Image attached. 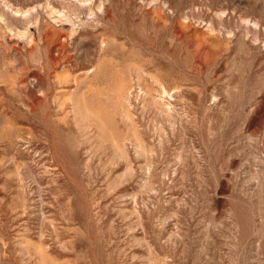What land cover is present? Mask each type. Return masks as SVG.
I'll return each instance as SVG.
<instances>
[{
    "label": "rangeland",
    "instance_id": "1",
    "mask_svg": "<svg viewBox=\"0 0 264 264\" xmlns=\"http://www.w3.org/2000/svg\"><path fill=\"white\" fill-rule=\"evenodd\" d=\"M0 264H264V0H0Z\"/></svg>",
    "mask_w": 264,
    "mask_h": 264
},
{
    "label": "bare ground",
    "instance_id": "2",
    "mask_svg": "<svg viewBox=\"0 0 264 264\" xmlns=\"http://www.w3.org/2000/svg\"><path fill=\"white\" fill-rule=\"evenodd\" d=\"M90 114V113H89ZM124 116H125V114H124ZM127 116V115H126ZM128 117V116H127ZM135 133V132H134ZM132 135V134H131ZM130 137V136H129ZM132 139H133V135H132ZM127 140V139H126ZM114 141V140H113ZM131 141V140H130ZM137 143V145H138V142H136ZM115 144V142L113 143V145ZM117 145H115V147H116ZM140 147H139V145H138V149H139ZM117 149V148H116ZM140 151H141V149H140Z\"/></svg>",
    "mask_w": 264,
    "mask_h": 264
}]
</instances>
